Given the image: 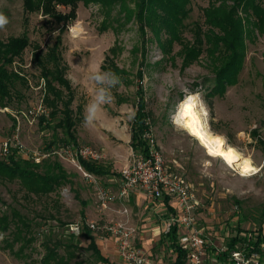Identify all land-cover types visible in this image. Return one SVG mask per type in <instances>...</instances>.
Masks as SVG:
<instances>
[{
    "label": "rangeland",
    "instance_id": "rangeland-1",
    "mask_svg": "<svg viewBox=\"0 0 264 264\" xmlns=\"http://www.w3.org/2000/svg\"><path fill=\"white\" fill-rule=\"evenodd\" d=\"M128 5L133 7L131 1ZM206 5L207 0H192V10L185 23L201 19V8ZM72 8L74 12L67 20H59L58 13H69ZM117 9L115 6L112 16L121 23L103 27L104 15L99 3L85 4L78 0L74 7L55 3L45 11L35 6V0H0V14L8 20L0 28V42L27 39L26 46L12 56L9 66L24 77V82L17 81V93L12 94L5 106L0 104V158L9 142L29 161L38 162L44 157L59 161L67 175L54 191L42 196L28 192L18 178H0V214L10 215L12 210H17L30 223L36 238L25 251L30 255L26 258L17 252L19 242L7 244L4 240L9 230L0 232V264L38 260L43 255L40 241L44 234L50 231L53 235H67L70 225L81 222L82 215L85 219H97L104 214L98 208L96 184L83 178L68 160L54 153L43 156L47 153V143L53 139V130L43 127L38 114L29 113L38 107L45 113L48 111L43 100L45 81L34 54L46 53L55 43H58L64 75L73 89L71 107L75 110L78 105L82 106L81 118L75 124L78 145L100 150V162L112 173L98 176L97 185L116 191L120 169L136 151L127 139L141 92L149 113L151 137L163 155L168 172L190 184L201 204L195 210L197 226L224 224L232 232L237 227H264V32L246 40L245 56L235 81L226 84L222 92H212L214 74L204 55L185 65L181 45L176 42L163 54L150 31L147 30L144 42L135 19L125 20L124 13ZM183 35L191 39L188 28H184ZM113 66L122 71L115 73L122 77L121 83L110 89L111 101L100 104L95 118L88 124L86 108L99 87L91 77L97 71L113 72ZM140 71L142 75L138 76ZM61 90L63 100L69 98L68 92ZM187 94L198 98L209 130L249 158L255 171L243 173L228 166L174 122L179 104ZM119 96L123 97L120 103ZM57 132L61 137L60 130ZM62 144L57 140L52 149ZM114 202L119 201L116 198ZM232 221L233 226L229 225ZM202 235L210 237L207 231H202ZM79 240L81 246H86L83 237ZM76 253L71 263L104 264L84 247ZM206 263L214 264L207 257Z\"/></svg>",
    "mask_w": 264,
    "mask_h": 264
},
{
    "label": "trees",
    "instance_id": "trees-1",
    "mask_svg": "<svg viewBox=\"0 0 264 264\" xmlns=\"http://www.w3.org/2000/svg\"><path fill=\"white\" fill-rule=\"evenodd\" d=\"M78 0H35V6L44 8L45 11L53 8L55 3L70 4L75 6ZM99 3L104 19L102 26L121 23L118 18H113V9L118 7V12L124 13V19L134 18L138 24L140 34L145 42L147 30L155 37L162 53L166 54L174 42L181 45L180 54L183 64H191L204 55L208 68L214 74L212 92H222L226 84L235 81V76L242 66L245 56L246 40L251 39L257 33L264 32V4L262 0H207V5L201 8V19L185 23L192 10V0H82ZM133 3V7L128 2ZM31 6L28 1L26 3ZM69 13H58L59 20H67ZM116 12V11H115ZM112 16V17H111ZM184 28L191 32V39L183 35ZM163 36V37H162ZM150 40V38H147ZM59 42V40H58ZM25 37L12 38L8 43L0 42V104L5 106L16 92L17 81L24 82V77L19 72L9 68L12 56L19 54L26 46ZM58 43H55L44 54L35 53L34 60L41 69L45 81L44 103L48 108L46 113L39 115V122L44 123V128L53 130V139L49 141L45 149L50 152L57 140L63 144L78 145L75 124L81 118L82 106L78 105L74 110L71 107L74 98L70 81L64 75V67L58 57ZM113 73L118 74L121 69L114 67ZM141 76V71L137 73ZM120 80L122 77H119ZM56 81L57 84H54ZM68 92L67 99L63 100L62 90ZM17 93V92H16ZM137 96V106L130 124V146L134 150L146 152L148 141L144 134L150 131L149 113L145 109V101L141 92ZM119 96L117 102H122ZM56 119L54 124L52 120ZM57 130L62 136L58 137ZM7 143L3 157L0 158V178H18L28 192L35 195H46L67 179L66 172L57 160H49L44 157L40 161H29L23 158L17 149ZM83 168L97 176L110 173L107 165L101 162H91L80 159ZM42 170V171H40ZM83 214V213H82ZM85 218L82 215V219ZM9 230L4 238L6 243L19 242L17 252L23 257H30L25 252L36 239L31 232V225L17 210L11 214H0V232ZM241 228L237 227L236 233L225 240L224 248L210 247L220 264H233L230 259L232 250L251 248L259 251L261 234L255 235L253 230H246L245 234H239ZM173 242L177 258L174 264H185V253L180 248L176 228L171 226L167 231ZM86 240V246L80 245L79 237ZM12 243V244H13ZM11 244V243H9ZM11 244V245H12ZM43 255L38 259H30L26 264H80L71 263V259L77 256V251L82 247L88 249L96 257V260L113 264L103 256L96 243L95 233L85 224L80 225L79 233L69 232L67 235L49 233L44 234L40 241ZM33 248L31 247L30 250Z\"/></svg>",
    "mask_w": 264,
    "mask_h": 264
},
{
    "label": "built area",
    "instance_id": "built-area-1",
    "mask_svg": "<svg viewBox=\"0 0 264 264\" xmlns=\"http://www.w3.org/2000/svg\"><path fill=\"white\" fill-rule=\"evenodd\" d=\"M31 116L43 114L38 107L29 110ZM148 141L146 152L136 150L130 161L120 169V179L116 191L97 185L98 176L83 168L81 160L100 162L102 153L90 145L62 144L43 156L54 153L73 163L83 178L96 184V200L99 211L109 210L110 203L116 198L126 199L133 189L142 191L151 198L171 197L177 201L178 215L169 217L166 231L174 224L183 230L178 235L179 246L185 253L186 264H207L208 241L197 226L194 209L199 200L192 192L190 184L183 178L168 172L161 152L157 149L150 131L144 134ZM6 150V145L4 147ZM38 160V159H37ZM117 216H101L97 219H85L70 225V231L79 233L80 225L85 224L98 235H110L114 238L123 264H151L150 257L134 243L136 227L129 218V210L123 205L116 211ZM230 259L234 264H264V242L259 251L251 248L232 250Z\"/></svg>",
    "mask_w": 264,
    "mask_h": 264
},
{
    "label": "crops",
    "instance_id": "crops-1",
    "mask_svg": "<svg viewBox=\"0 0 264 264\" xmlns=\"http://www.w3.org/2000/svg\"><path fill=\"white\" fill-rule=\"evenodd\" d=\"M127 142H130V136ZM111 174L110 172L107 175H103V177L110 176ZM109 179H111V177H109ZM117 199L119 201L118 203H115L114 200L110 203L109 210L102 211V213H104L103 216H117L116 211L125 205L129 210L130 221L135 225L137 230L134 239L135 245L141 248L150 257L151 264H174L177 255L174 250L173 242L167 234L166 223L169 217L178 215L179 209L177 201L167 196L162 198H151L138 189L131 190L126 199ZM200 206L201 204L199 202L194 209V214L195 210L199 209ZM197 214H200V212L197 211ZM229 225L233 226V221L229 222ZM172 226L176 228V237L177 241H179L178 235L180 232H183L184 229L180 228L177 223H174ZM199 228L201 232L207 231L208 234H210V237L206 236L209 243L208 246L219 249L224 248L222 241L236 233L235 230L232 232L231 229L224 224L220 226L204 223L199 226ZM246 230H253L255 235L261 234L262 240L260 243L264 242V227L252 229L242 228L239 234H245ZM95 243L100 253L105 256L110 263L123 264L116 242L112 236L95 234ZM207 252L206 257L208 260L211 259L214 264H220L216 257L211 254L210 250H207Z\"/></svg>",
    "mask_w": 264,
    "mask_h": 264
},
{
    "label": "bare ground",
    "instance_id": "bare-ground-1",
    "mask_svg": "<svg viewBox=\"0 0 264 264\" xmlns=\"http://www.w3.org/2000/svg\"><path fill=\"white\" fill-rule=\"evenodd\" d=\"M189 98H191V108L185 115L184 108L189 103ZM200 105L195 94H187L179 104L174 122L195 136L208 153L218 156L228 166L238 168L243 173H246V167L254 169L249 158L242 156L235 147L227 144L222 136L213 134L209 130L205 110Z\"/></svg>",
    "mask_w": 264,
    "mask_h": 264
},
{
    "label": "clouds",
    "instance_id": "clouds-1",
    "mask_svg": "<svg viewBox=\"0 0 264 264\" xmlns=\"http://www.w3.org/2000/svg\"><path fill=\"white\" fill-rule=\"evenodd\" d=\"M8 23L7 18L0 14V28H3ZM96 82L98 87L97 95L94 100L87 106L85 122L90 124L95 118L96 111L100 104L110 102L112 99L110 89L121 83L119 76L113 72H95L91 77Z\"/></svg>",
    "mask_w": 264,
    "mask_h": 264
},
{
    "label": "snow or ice",
    "instance_id": "snow-or-ice-1",
    "mask_svg": "<svg viewBox=\"0 0 264 264\" xmlns=\"http://www.w3.org/2000/svg\"><path fill=\"white\" fill-rule=\"evenodd\" d=\"M191 108V98H189V103L185 105V108H184V114L187 115L188 114V110ZM255 171V169H252L250 167H246L245 168V172L248 173V172H253Z\"/></svg>",
    "mask_w": 264,
    "mask_h": 264
}]
</instances>
